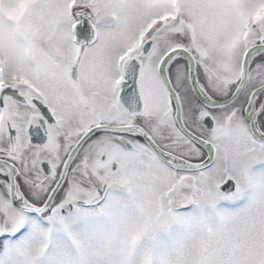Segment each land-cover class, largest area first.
<instances>
[{
    "label": "snow or ice",
    "instance_id": "snow-or-ice-1",
    "mask_svg": "<svg viewBox=\"0 0 264 264\" xmlns=\"http://www.w3.org/2000/svg\"><path fill=\"white\" fill-rule=\"evenodd\" d=\"M0 264H264V0H0Z\"/></svg>",
    "mask_w": 264,
    "mask_h": 264
}]
</instances>
